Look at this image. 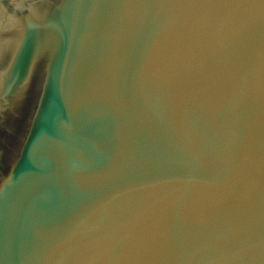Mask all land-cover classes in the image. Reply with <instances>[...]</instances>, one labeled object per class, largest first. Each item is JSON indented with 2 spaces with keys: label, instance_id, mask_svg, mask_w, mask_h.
<instances>
[{
  "label": "water",
  "instance_id": "95a60500",
  "mask_svg": "<svg viewBox=\"0 0 264 264\" xmlns=\"http://www.w3.org/2000/svg\"><path fill=\"white\" fill-rule=\"evenodd\" d=\"M0 264H264V0H0Z\"/></svg>",
  "mask_w": 264,
  "mask_h": 264
}]
</instances>
